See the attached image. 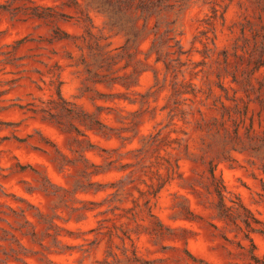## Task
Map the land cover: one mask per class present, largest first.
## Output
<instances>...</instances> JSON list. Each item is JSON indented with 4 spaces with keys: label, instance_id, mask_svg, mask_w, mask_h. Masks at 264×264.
I'll list each match as a JSON object with an SVG mask.
<instances>
[{
    "label": "rangeland",
    "instance_id": "374dc122",
    "mask_svg": "<svg viewBox=\"0 0 264 264\" xmlns=\"http://www.w3.org/2000/svg\"><path fill=\"white\" fill-rule=\"evenodd\" d=\"M77 1L0 0V264H264V0Z\"/></svg>",
    "mask_w": 264,
    "mask_h": 264
},
{
    "label": "trees",
    "instance_id": "16d2710c",
    "mask_svg": "<svg viewBox=\"0 0 264 264\" xmlns=\"http://www.w3.org/2000/svg\"><path fill=\"white\" fill-rule=\"evenodd\" d=\"M73 1L75 3H78L77 0H73ZM57 93H58L59 97H62L60 88L57 89ZM209 172H210V176H211L212 181L215 183L214 192L216 193L217 198H218L217 203L215 205L216 209H217L216 216L225 220L226 222H229V220L234 221L236 217L231 212V210H230L231 207L227 206L225 203V200H224L225 185L223 183L222 177L216 176L215 168L213 165L210 166ZM237 204L239 207H242L243 209L248 211V208L243 204V202L239 198L237 199ZM262 232H264V231H262ZM248 237H249V240L251 241L252 249H254L256 247V245L253 241V238L251 236H248ZM251 257L257 261V257L253 253H252Z\"/></svg>",
    "mask_w": 264,
    "mask_h": 264
}]
</instances>
